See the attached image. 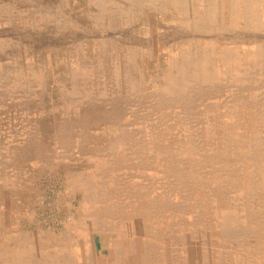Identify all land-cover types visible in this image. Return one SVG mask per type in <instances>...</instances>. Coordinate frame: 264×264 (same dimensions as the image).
I'll use <instances>...</instances> for the list:
<instances>
[{"label":"bare ground","instance_id":"obj_1","mask_svg":"<svg viewBox=\"0 0 264 264\" xmlns=\"http://www.w3.org/2000/svg\"><path fill=\"white\" fill-rule=\"evenodd\" d=\"M0 264H264V0H0Z\"/></svg>","mask_w":264,"mask_h":264},{"label":"rangeland","instance_id":"obj_2","mask_svg":"<svg viewBox=\"0 0 264 264\" xmlns=\"http://www.w3.org/2000/svg\"><path fill=\"white\" fill-rule=\"evenodd\" d=\"M156 74L157 73H155V75ZM50 92H51V88L48 90V94L46 96L47 103H51L53 100L56 99V96H53L52 94L49 95ZM43 174H42V184L43 185H41V188L43 190L42 196L47 197V199L45 198V200L43 201L44 207L39 206V204L33 207L32 213L30 214V217H31L30 225H27V223L25 222L26 221L25 219L23 220L22 217H19L18 221L14 223L15 225L13 224V228L21 232L30 231L33 233L37 230V227L40 226L43 229V231L46 232L47 234H50V235L53 234L57 237H61L63 234L68 232L67 226L70 225V221H71L67 219L65 213L59 210L58 206L55 205L57 204L56 203L57 193L64 192L65 190L64 183L61 181L60 177H56L53 175H47L46 172H44ZM52 201L53 203H51ZM72 205L74 206L75 204L72 202ZM107 240H108V243H110L112 238L108 237ZM99 242H100L99 237H97V243L99 247L98 253L100 255L101 247H100ZM105 252H104V255L108 253L107 250Z\"/></svg>","mask_w":264,"mask_h":264}]
</instances>
